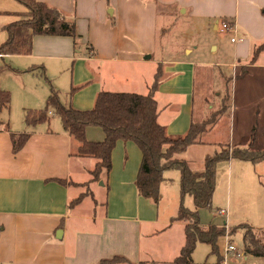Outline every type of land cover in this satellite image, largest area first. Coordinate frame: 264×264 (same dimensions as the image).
<instances>
[{"label": "crops", "instance_id": "crops-1", "mask_svg": "<svg viewBox=\"0 0 264 264\" xmlns=\"http://www.w3.org/2000/svg\"><path fill=\"white\" fill-rule=\"evenodd\" d=\"M36 1L57 9L67 22H74L82 41L94 50L93 55L85 60L78 58V63L99 65V68L100 65H108L105 68L113 72L109 77L102 74L100 78V73L95 77V72L90 68L85 69L78 79L74 78L76 81H84L78 86L82 90L81 95H76L70 103L69 107L74 110H90L100 92H113L104 87L108 81L113 82L119 92L147 95L156 70L154 66L162 64L163 74L168 80L154 94L158 108L157 121L159 123L163 118V124L166 125L159 124L169 136H185L200 110L194 111V104L198 103L195 83L199 67L200 74L207 68L216 69L219 75L222 68L231 69L232 73L238 69L264 72V0ZM108 8L113 10L112 27H109L104 16L107 15ZM181 9L182 15L196 22L209 23L215 36L206 35V42L202 41L200 45L183 46L182 59L151 60L149 56L155 51L153 39L156 38L158 14L164 11L167 15H173L174 11L177 13ZM19 12L23 13L24 10L15 6L0 10V30L18 20L15 15ZM225 22L231 26L230 31H224L229 34L226 37L229 38L228 42H225V37L221 34V25ZM0 34H3L0 36L1 44L6 35L3 32ZM124 36L130 38L131 43L123 40ZM40 43L45 45L48 56H39L35 48L34 58L53 62L73 61L77 54L69 38H36L33 47ZM261 47L252 62L253 52ZM99 68L96 70L100 71ZM144 68L149 70L148 74L137 78L138 69ZM263 79H243L241 84L234 86L232 97L238 94H260L264 90L249 91L246 87H264ZM140 84L148 93H137L140 92L137 91ZM162 97L169 98L168 100L179 97L175 102L182 101L186 104L182 118L178 114L165 118L168 112L160 109L157 99ZM197 97L202 98L203 92ZM258 97L260 95L253 102H258ZM164 102L168 104L167 109H170L172 102L166 99ZM206 103H209L207 99ZM175 107L176 113L178 110L180 112L179 106ZM230 116L231 112H225L211 131L202 134L201 143L209 146L229 142ZM60 124L54 121L49 128L41 125L42 127L23 131L29 133L30 137L15 155L12 153L8 134L0 131V264H98L116 256L133 263H157L153 261L151 247L161 246L163 242L149 241L142 249L141 229L152 226L170 227L168 224L173 223L159 219V205L154 206L137 197L134 180L141 155L131 143L118 142L112 152L111 171L104 179V187H101V193H105V201L101 206L104 213L98 221H101L102 226H78L69 231L66 219L89 220L88 216L75 213L79 211L77 207L82 202L71 210L67 209V204L74 200H70L71 188L77 189L86 184L80 183V176H90L95 164L87 158H72L76 143L63 131ZM103 138V134L97 129L86 130L88 142L99 143ZM72 177H75L74 181L71 180ZM48 180H63L70 185L63 187L53 182L46 183ZM164 185H168L167 182L163 183L160 193L165 189ZM221 210L224 212L226 227L248 224L255 229L264 228V185L255 166L238 161L229 162L225 207ZM59 230H62L60 240L55 237ZM68 232L71 233V239L64 244L63 238ZM172 245L170 244V248ZM247 257L242 252L234 260L227 261V264L247 262Z\"/></svg>", "mask_w": 264, "mask_h": 264}, {"label": "rangeland", "instance_id": "rangeland-1", "mask_svg": "<svg viewBox=\"0 0 264 264\" xmlns=\"http://www.w3.org/2000/svg\"><path fill=\"white\" fill-rule=\"evenodd\" d=\"M143 1L152 2L154 0ZM9 6H15L16 8H21L23 10L20 5L11 0L0 1V10L8 8ZM111 11H113L112 8H108L107 15L104 14L105 20L106 18L108 20L109 27H112L113 23V16H111ZM0 33L2 32L0 31ZM221 34L222 37H225V42H228L229 38L227 39L226 37L229 34H227L226 32H223ZM1 35L3 34H0V36ZM206 35H209L210 37L215 36V34L211 30V25L209 23H206L205 21L196 22V20L190 19L186 15H182V9L177 13L176 11H174L173 15H167L164 11H160L157 16L156 22V38L153 39V41H155V51L154 54L149 57L150 59L152 58L153 61L162 58L169 60L182 59V47L185 45H188V47L194 44L200 45L202 41L206 42ZM36 38H41V40L49 39L48 37ZM123 40L131 43V39L126 36L123 37ZM117 43V39L115 38V44ZM32 48L33 53L30 56H8L4 57L3 59L0 58V90L7 92L10 95V104L8 110L0 111V129L7 125L8 130L12 133H23V131L25 132L29 130L24 122L25 112L27 110L44 111L46 100L50 94L51 87L58 93L60 103H62V105L66 107H69L72 99L76 95L78 96V94L81 95L82 93V90H80L81 88H79L78 86L82 85L84 81H76L75 79L81 77V75H83V73L85 72V69L91 68V70L95 72V77L96 74L99 76V73L100 78L102 74H106L107 77L113 75L111 69L105 68L109 67L108 65H100L99 68V65L78 63V58L81 57L85 60L89 55H93L90 50H87L86 43L83 41L81 42L78 50H74L77 52L75 58L73 59L74 62L64 60L53 62L48 61V59L34 58L35 48L37 50V54L41 57L48 56V53L45 45L42 43L37 46L34 45V47L32 46ZM204 52L206 54L207 45L204 47ZM72 54H74L73 50ZM42 68L44 71V76L41 75ZM97 68H99L100 71L96 70ZM154 69H156L154 75L158 71L161 76V83L157 88L159 89L168 79L166 78V75L163 74L164 66L162 64H156L154 66ZM198 70L199 71L196 74L195 83L196 100L198 101V103L194 104V111L198 112V109H200L199 114H201V116L203 115L202 117L206 119L211 115L212 112H216L220 109L223 103V98L227 96L228 102L226 103V112L227 114L231 112V116L229 119V131H231V135L228 140L229 142H227L226 144H216L208 146L201 143V145L190 147L179 158L185 161L191 170L200 171L203 168V161L205 157L218 152L217 150L220 146L223 148H250L252 149V151L257 152L264 151V91H261L260 94L250 93L247 96L238 94L236 97H232V90L234 86H237V84H241L243 79L254 80L256 78H264V72L257 70L249 71L248 69L240 71L238 69L234 73H232L231 69L222 68V73L219 75L217 74L218 71L214 68H207V70L203 71L202 74H200L201 67H199ZM148 71L149 70L146 68L138 69L137 78L140 75H147ZM247 72L248 74H246ZM262 81H264V79ZM152 83L151 85L149 84L150 87L148 86V92L150 91ZM109 84H111V86ZM104 87L106 90L113 91L114 93H124L119 92L120 90H117L118 88H116L114 83L110 81H108V83ZM72 89H76V91L71 95L70 92ZM246 89L249 91L252 89L264 90V87L254 88L253 85H250L247 86ZM137 91H140L137 93L141 94L148 93L145 92L146 90L144 86H142V84H140ZM202 92L203 97H197V95L201 96ZM258 95H260V97H258L259 101L253 102ZM178 98L179 97H171L170 100H168L169 98L166 97L157 98L160 109L162 108L163 110H167L168 112L165 118L169 119L170 116L175 114H178L179 118H182V116L184 115L183 111L184 109H186V104L182 103V101L175 102ZM164 99H166L168 102H172L170 104V109H167L168 104L164 102ZM206 99L209 103L205 104ZM175 106H179L180 112L178 110V112L176 113ZM210 107L211 110H209ZM54 121L58 123L60 122L53 116V114L51 115L50 111L48 122L42 125L45 126L43 128H49L51 126L50 124ZM159 123L162 125H166L163 124V118L159 121ZM39 126L42 127L41 125ZM249 126L250 128H248ZM97 130L101 132L99 129ZM226 135L228 137V133H226ZM77 147L78 145L76 144V149ZM76 149L75 154H73L74 156L72 158L80 159V157L76 155ZM87 159L90 160L93 164L96 163V161L91 158ZM255 170L261 183L264 185V162L255 165ZM166 177L167 180L165 182H167L168 185H164L163 188L165 189H162V192L160 193L158 214L159 219H163V221L166 220L170 223V220L176 216L178 210L179 178L177 172L173 171L168 172ZM80 178V183L85 182L86 184L80 185L77 189L71 188L70 200L79 197L81 194L87 195L85 196L82 203L77 207L79 211L75 213H78L82 216H88L89 220L83 221L78 219H66V226H70L69 231L77 229L78 226H86V228L90 226H94L95 228H97L96 226H102L101 221H98V219L104 213V210H102L101 206H103L105 201V193H101L103 192V189L101 187H104L105 176L104 174H100L97 182H92L89 175L80 176ZM74 179L75 177L71 178L72 181H74ZM100 184L102 185L100 186ZM226 186L227 165L222 164L217 168L216 189L212 197V209L210 211L204 209L199 212L200 226L202 227V229L207 228L210 224H213L217 227H222L223 225L226 227V224L224 223V216L220 214V211H222L221 209H224L225 207ZM186 205L188 207H191L190 199H187ZM170 215L172 216L170 217ZM169 217L170 219L168 220ZM168 225L170 227L163 228V226H152L145 229L143 228L140 232V245L142 246V249L149 241L163 242L161 246L151 247L154 257L153 261L159 264L172 263L179 256L180 251L185 243L183 224L173 223ZM227 228L230 229V227ZM59 231L62 232V230ZM57 232L58 231H56V233ZM70 234L71 233L68 232L63 238L64 241H62L64 244H67V241L71 239ZM178 235L180 236L179 238ZM170 244H173L171 248ZM229 244L237 250L239 255L242 254L243 245L240 234H237L233 238L232 242H229ZM226 245V241L220 242V244H218V254L220 258L224 256V249L226 248ZM210 252L211 250L209 246L197 243L191 256V264H217L218 257L215 255H211ZM236 263L264 264V260L247 257V262L237 261ZM230 264H234V262Z\"/></svg>", "mask_w": 264, "mask_h": 264}, {"label": "trees", "instance_id": "trees-1", "mask_svg": "<svg viewBox=\"0 0 264 264\" xmlns=\"http://www.w3.org/2000/svg\"><path fill=\"white\" fill-rule=\"evenodd\" d=\"M20 5L24 12L16 14L18 20L4 26L0 31L6 38L0 44V58L8 56H30L33 40L36 37L69 38L74 50H78L82 38L77 33L74 22L64 20L61 12L36 0H11ZM1 15V13H0ZM4 15V14H3ZM91 53L94 50L86 44ZM263 47V46H262ZM261 48H257L251 61L257 57ZM41 75L44 76L43 68ZM160 73L154 75L153 83L147 95L135 93L100 92L90 110L80 111L66 107L60 103L58 93L50 88L44 111L27 110L25 125L37 127L48 122V116L57 118L63 131L78 145L76 155L80 158H91L96 161L90 172L92 182H97L101 174L107 178L111 171V156L118 142L131 143L140 152L141 161L134 180V188L138 198L147 200L158 206L162 184L167 180V173L177 172L179 184V200L176 216L170 223H182L185 243L179 256L170 264H191V256L196 244L210 247L211 255L218 254V243L222 240L232 242L240 234L245 256L264 260V228L255 229L247 224H239L226 229L210 224L202 229L199 212L211 210L212 197L216 189V174L219 165H228L230 161L250 163L255 166L264 162V151H252L250 148L219 147L214 154L206 156L200 171L191 170L188 164L179 157L188 148L201 145V136L213 129L219 118L226 112L228 97L223 98L220 109L212 112L206 119L196 115L190 123L185 136H169L164 127L157 122L158 108L154 94L160 85ZM76 89H72V95ZM10 95L0 90V111L8 110ZM87 129H99L103 133V141L92 143L86 140ZM1 132L7 133L12 153L17 154L26 144L29 133H12L5 125ZM74 156V155H73ZM59 186L70 185L63 180H48ZM80 195L68 202L67 209L78 206L85 198ZM191 200V207L186 205ZM212 212V211H211ZM98 264H149L133 263L124 257L116 256L102 260ZM153 264V263H150Z\"/></svg>", "mask_w": 264, "mask_h": 264}, {"label": "built area", "instance_id": "built-area-1", "mask_svg": "<svg viewBox=\"0 0 264 264\" xmlns=\"http://www.w3.org/2000/svg\"><path fill=\"white\" fill-rule=\"evenodd\" d=\"M221 30L224 32V31H230L231 30V26L230 24L228 23H223L221 25ZM231 42H234V40H232ZM220 214L223 215L224 212L223 211H220ZM227 229V227H226ZM224 241L227 242V240L225 239ZM239 256L237 250L229 244V242H227V245H226V248L224 249V256L221 257V262L220 264H227V261L229 259H235Z\"/></svg>", "mask_w": 264, "mask_h": 264}, {"label": "water", "instance_id": "water-1", "mask_svg": "<svg viewBox=\"0 0 264 264\" xmlns=\"http://www.w3.org/2000/svg\"><path fill=\"white\" fill-rule=\"evenodd\" d=\"M148 59V58H147ZM100 185H102V184H100ZM56 237H57V239H61L62 238V232H60V231H58L57 233H56Z\"/></svg>", "mask_w": 264, "mask_h": 264}]
</instances>
